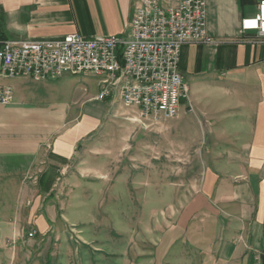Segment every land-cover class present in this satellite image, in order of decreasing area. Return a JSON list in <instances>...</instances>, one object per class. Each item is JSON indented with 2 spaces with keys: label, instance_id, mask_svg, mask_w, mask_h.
<instances>
[{
  "label": "crops",
  "instance_id": "crops-1",
  "mask_svg": "<svg viewBox=\"0 0 264 264\" xmlns=\"http://www.w3.org/2000/svg\"><path fill=\"white\" fill-rule=\"evenodd\" d=\"M131 3L0 0V40L36 41L71 33L86 38L120 36L127 31ZM161 3L174 7L178 0ZM256 12L255 0H206V32L213 42L186 44L180 49L178 68L188 87L189 103L195 114L205 118L203 123L210 125V153L204 154L206 170L199 174V181L203 176L199 194L186 205L170 207L175 214L170 226L164 229L158 223L152 235L144 231L141 221L135 223L140 245L148 247L149 241L153 245L151 253L148 249L140 252L141 262L197 264V255H201L198 264H249L264 248V41L255 32L239 33L241 20ZM24 79L22 94L29 93L37 101L18 102L13 94L11 104L0 106V227L6 224L12 231L21 201L50 200L57 182L62 192V183L71 180L75 155L103 138V122L113 106L110 101L102 102L103 109L95 113L86 108L88 102L96 101L93 96L80 102H59L68 83L62 77ZM185 106L179 116L191 115L185 113ZM218 200L221 206L215 205ZM52 209L51 201L46 209L32 211L35 207H30L31 224L37 232L44 234L54 218L79 231L73 218L63 213L57 216ZM149 211L156 215L163 209ZM139 213L145 211L140 208ZM1 231L0 246L6 247ZM128 231L127 264H132L136 261L131 247L137 237L132 224ZM41 241H45L42 246L39 241L30 246L42 251V259L51 258L53 241ZM60 245L64 252L72 251L68 239ZM74 247L80 251L72 258L83 251L85 257L79 260L87 263L91 252H96Z\"/></svg>",
  "mask_w": 264,
  "mask_h": 264
},
{
  "label": "rangeland",
  "instance_id": "rangeland-1",
  "mask_svg": "<svg viewBox=\"0 0 264 264\" xmlns=\"http://www.w3.org/2000/svg\"><path fill=\"white\" fill-rule=\"evenodd\" d=\"M63 76L61 81L68 83L59 102H80L92 96L96 100L99 78L85 72H70L69 76ZM24 81V78H16L5 82L12 85L15 101H37H33L29 93L22 94ZM86 108L100 113L102 101H90ZM185 113L191 115L179 116L178 113L167 120L142 119L135 109L125 108L119 102L113 105L110 117L103 122L100 133L103 138L75 155L70 168L71 180L62 183V192H58L61 182H57L56 192L50 200L36 197L25 203L21 201L17 206L20 211L15 215L18 219L14 224L16 230L12 231L6 224L0 227L6 243V247L0 246V264H127L130 224L134 237H137L131 247L132 259L136 261L133 260L132 264H146L140 261V252L148 249L151 253L152 241L146 243L148 247L140 245L139 229L135 223L141 221L144 231L147 229L152 235H155L158 223L162 222L158 227L166 229L174 221L175 214L170 207L186 205L195 194H199L203 177L199 181V174L206 170L204 154L210 153V125L206 121L204 124L205 118L195 114L194 110L193 113ZM203 125H206L205 129ZM48 201L56 209L57 216L63 213L73 218L79 225V231L68 224L63 226L58 218H54L44 234L37 232L31 224L30 207H35L32 211L46 209ZM215 205L221 206L219 200ZM140 208L145 214L139 213ZM159 208L163 209L162 214H150L149 210ZM41 239L53 241L51 258L46 256L42 259V251L30 246L38 241L42 246L45 241ZM66 239L72 251L64 252L60 245L61 240ZM72 244L77 249L96 252L88 256V261L91 259L88 263L79 260L80 256L85 257L83 251L73 259L72 255L79 254L80 250H75ZM64 254L71 261H67ZM255 256L249 264H264V248ZM202 257L197 255V264Z\"/></svg>",
  "mask_w": 264,
  "mask_h": 264
},
{
  "label": "built area",
  "instance_id": "built-area-1",
  "mask_svg": "<svg viewBox=\"0 0 264 264\" xmlns=\"http://www.w3.org/2000/svg\"><path fill=\"white\" fill-rule=\"evenodd\" d=\"M255 2L257 12L241 20L239 33L255 32L264 41V0ZM212 42L206 32V0H178L174 7L161 0H132L131 19L120 36L71 33L36 41L0 40V106L13 101L7 80L42 81L81 70L99 78L97 101L119 100L139 118L172 119L183 103L193 113L178 68L180 49Z\"/></svg>",
  "mask_w": 264,
  "mask_h": 264
},
{
  "label": "bare ground",
  "instance_id": "bare-ground-1",
  "mask_svg": "<svg viewBox=\"0 0 264 264\" xmlns=\"http://www.w3.org/2000/svg\"><path fill=\"white\" fill-rule=\"evenodd\" d=\"M83 72H85V73H87L88 74V71H81V70H73V72H71V73H83ZM64 74H61V75H59V76H53L54 78H59V77H62ZM90 75H92V74H90ZM92 76H94V75H92ZM0 78H3V70H0ZM119 102V100H112V105H116L117 103Z\"/></svg>",
  "mask_w": 264,
  "mask_h": 264
}]
</instances>
